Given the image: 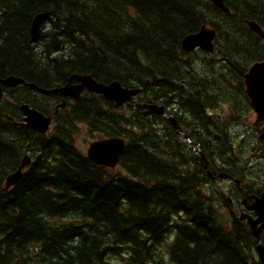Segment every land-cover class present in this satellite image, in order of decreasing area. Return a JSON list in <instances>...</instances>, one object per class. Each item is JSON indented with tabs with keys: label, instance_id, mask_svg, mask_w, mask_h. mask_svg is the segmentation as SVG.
Masks as SVG:
<instances>
[{
	"label": "trees",
	"instance_id": "obj_1",
	"mask_svg": "<svg viewBox=\"0 0 264 264\" xmlns=\"http://www.w3.org/2000/svg\"><path fill=\"white\" fill-rule=\"evenodd\" d=\"M225 4L234 15L207 0H0V77L53 88L72 73L90 74L142 88L144 102L171 100L173 92L245 99L244 75L264 60V40L247 21L264 27V0ZM37 13L50 25L44 47L30 43ZM215 18L224 20L210 22ZM204 23H213L222 41L220 75L188 78L176 66L177 51ZM197 79L215 80L213 91L194 86ZM181 80L191 87L183 89ZM34 93L28 85L6 88L0 103V264H111L118 258L124 264H260L257 239L226 192L204 190L210 178L203 161L185 152L190 164H176L174 139L162 134L161 116L132 106L125 112L90 93L67 99L53 132L41 134L22 124L23 102L52 110L39 106ZM80 123L91 134L128 141L119 169L96 165L78 150ZM235 142L216 153L222 169L242 179L247 165ZM258 146L264 156V130ZM27 154L32 163L7 188Z\"/></svg>",
	"mask_w": 264,
	"mask_h": 264
},
{
	"label": "water",
	"instance_id": "obj_2",
	"mask_svg": "<svg viewBox=\"0 0 264 264\" xmlns=\"http://www.w3.org/2000/svg\"><path fill=\"white\" fill-rule=\"evenodd\" d=\"M216 5L223 8L226 11L229 9L224 5L223 0H212ZM251 29L261 36L264 37V31L261 29L259 25L255 22H249ZM39 29V20L35 21L34 32L37 33ZM214 34L212 32L208 33L207 31H201L198 34L187 36L183 44L185 47H194L200 45L205 49H212L211 40L213 39ZM35 40V38H34ZM79 80H81V84L77 86H73L70 83L66 84L63 87L55 88L52 90L40 89L44 92H59L63 95L75 96L79 95L81 89L86 85L90 89L102 93L108 100L115 101L117 105L122 104L123 102L130 99L133 95H135L138 90L135 89H126L123 88L119 82H112L109 85L96 82L90 76H77ZM1 81V79H0ZM23 79L17 77H9L3 80V83L8 85H15L22 82ZM246 89L251 98V105L255 111L259 114V120L264 121V63H255L249 70L246 75ZM31 87H37L35 84H30ZM2 98V89L0 87V100ZM150 109H155L157 111H162V108L157 107L156 105H147ZM23 112L26 114V126L32 127L34 130L39 132H46L49 129L51 123V117H47L40 111L30 108L28 105L22 106ZM125 148V140L120 137H112L106 140H99L91 143L88 155L89 158L98 164L107 165L110 167H114L117 165L119 161V157ZM28 163V157H26L20 169L11 175L10 182L16 183L20 178L22 172L21 168ZM258 215V218L255 220L252 217H249V223L252 225L254 229V233L259 236L260 232L264 228V194L257 198L252 206ZM259 222H262V226L258 227ZM258 252L260 254V258L262 263L264 264V246L261 243L257 247Z\"/></svg>",
	"mask_w": 264,
	"mask_h": 264
},
{
	"label": "flooded vegetation",
	"instance_id": "obj_3",
	"mask_svg": "<svg viewBox=\"0 0 264 264\" xmlns=\"http://www.w3.org/2000/svg\"><path fill=\"white\" fill-rule=\"evenodd\" d=\"M84 91H83L84 94H86L87 93L86 89ZM200 110L203 111V109L201 107H200ZM240 110H242V108H240ZM198 113H199V108H198L197 105H196L195 108L188 109V111L186 112L185 117L181 116L178 119L179 120V125L183 129L182 132H180L178 129H176V128L174 129V127H172V129L164 128L162 130V134L167 136V135H169L171 133H174V136H176L177 146L172 151V154L176 158V164H190L189 160L186 159L185 155H184V148H183L184 141L182 139L185 131H187V132H190L191 135L194 137L193 149H192L193 153H194L193 154L194 157L200 159V156H199L198 152L202 151L206 155V157L209 159L208 161H209L210 166L212 164L215 165V166H218V164L215 163L214 156H212L209 153V152L213 151L212 141H211V139H208V140L206 139V130L209 129V131H210V127L214 126V124L216 122H215V120L213 118H204V114L202 115V117L199 118V114ZM238 113H239L238 110H233V114H238ZM167 121L166 120H162V123H167ZM168 123H169V121H168ZM190 127L193 128V130L188 129ZM204 127H206L207 129L205 130ZM256 131L259 134L261 132V128H256ZM210 136H214V134L210 135ZM166 142L167 141L165 140L164 141L165 150L167 149V147L165 146ZM189 146H191V145H189ZM203 164H205V163L203 162ZM238 210L245 211V208H243V206L241 205L238 208ZM251 213L254 214V212H251Z\"/></svg>",
	"mask_w": 264,
	"mask_h": 264
},
{
	"label": "rangeland",
	"instance_id": "obj_4",
	"mask_svg": "<svg viewBox=\"0 0 264 264\" xmlns=\"http://www.w3.org/2000/svg\"><path fill=\"white\" fill-rule=\"evenodd\" d=\"M255 116L254 114H251L249 119H245V124H242L241 126L238 127L240 130H247L250 128V126H253V123L255 121ZM244 136V135H242ZM96 137H99V134H94L93 136L89 135V132L84 128L80 127V133L76 136V144L78 148H80L82 151L86 152L88 149L89 144L95 140ZM217 186L220 189L226 188L229 186V181L227 180H219L217 183ZM224 212V216H227L228 214L226 213L225 210H221Z\"/></svg>",
	"mask_w": 264,
	"mask_h": 264
},
{
	"label": "bare ground",
	"instance_id": "obj_5",
	"mask_svg": "<svg viewBox=\"0 0 264 264\" xmlns=\"http://www.w3.org/2000/svg\"><path fill=\"white\" fill-rule=\"evenodd\" d=\"M144 128V127H143Z\"/></svg>",
	"mask_w": 264,
	"mask_h": 264
}]
</instances>
